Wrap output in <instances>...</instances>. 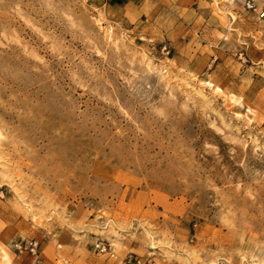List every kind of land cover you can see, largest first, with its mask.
I'll return each mask as SVG.
<instances>
[{"label": "rangeland", "instance_id": "374dc122", "mask_svg": "<svg viewBox=\"0 0 264 264\" xmlns=\"http://www.w3.org/2000/svg\"><path fill=\"white\" fill-rule=\"evenodd\" d=\"M2 231L36 264H264V0H0Z\"/></svg>", "mask_w": 264, "mask_h": 264}, {"label": "crops", "instance_id": "0c3cea01", "mask_svg": "<svg viewBox=\"0 0 264 264\" xmlns=\"http://www.w3.org/2000/svg\"><path fill=\"white\" fill-rule=\"evenodd\" d=\"M15 241L10 232H0V264H36L40 256L38 251H41V248L39 247L38 251H29L23 248L21 242ZM36 242L39 246V242Z\"/></svg>", "mask_w": 264, "mask_h": 264}, {"label": "built area", "instance_id": "2783aa9c", "mask_svg": "<svg viewBox=\"0 0 264 264\" xmlns=\"http://www.w3.org/2000/svg\"><path fill=\"white\" fill-rule=\"evenodd\" d=\"M31 245H32L31 251H36L38 249V243L36 241L32 242ZM97 248L102 253L111 252L112 250L111 245L105 244L103 242L97 243ZM137 264H155V263L152 262L143 263L142 259H137Z\"/></svg>", "mask_w": 264, "mask_h": 264}]
</instances>
